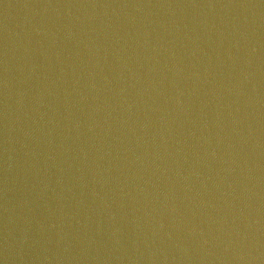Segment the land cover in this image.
<instances>
[{
  "label": "water",
  "instance_id": "water-1",
  "mask_svg": "<svg viewBox=\"0 0 264 264\" xmlns=\"http://www.w3.org/2000/svg\"><path fill=\"white\" fill-rule=\"evenodd\" d=\"M0 264H264V0H0Z\"/></svg>",
  "mask_w": 264,
  "mask_h": 264
}]
</instances>
